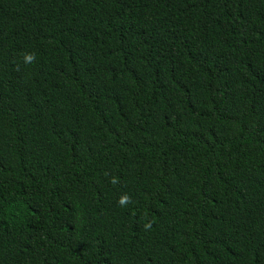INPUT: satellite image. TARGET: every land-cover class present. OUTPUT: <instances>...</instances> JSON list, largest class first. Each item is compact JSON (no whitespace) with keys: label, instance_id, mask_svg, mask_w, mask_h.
<instances>
[{"label":"trees","instance_id":"1","mask_svg":"<svg viewBox=\"0 0 264 264\" xmlns=\"http://www.w3.org/2000/svg\"><path fill=\"white\" fill-rule=\"evenodd\" d=\"M0 264H264V0H0Z\"/></svg>","mask_w":264,"mask_h":264},{"label":"clouds","instance_id":"2","mask_svg":"<svg viewBox=\"0 0 264 264\" xmlns=\"http://www.w3.org/2000/svg\"><path fill=\"white\" fill-rule=\"evenodd\" d=\"M25 62L26 63H33L35 61V56L33 54H28L25 56ZM127 199V197H122L120 200H119V203L123 204L125 202V200Z\"/></svg>","mask_w":264,"mask_h":264}]
</instances>
